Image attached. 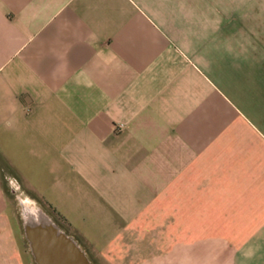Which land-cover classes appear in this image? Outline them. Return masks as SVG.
Listing matches in <instances>:
<instances>
[{
	"label": "crops",
	"instance_id": "0c3cea01",
	"mask_svg": "<svg viewBox=\"0 0 264 264\" xmlns=\"http://www.w3.org/2000/svg\"><path fill=\"white\" fill-rule=\"evenodd\" d=\"M8 192L93 264H264V0H0V264H23Z\"/></svg>",
	"mask_w": 264,
	"mask_h": 264
},
{
	"label": "water",
	"instance_id": "95a60500",
	"mask_svg": "<svg viewBox=\"0 0 264 264\" xmlns=\"http://www.w3.org/2000/svg\"><path fill=\"white\" fill-rule=\"evenodd\" d=\"M18 200L22 236L34 264H93L77 240L40 205Z\"/></svg>",
	"mask_w": 264,
	"mask_h": 264
},
{
	"label": "rangeland",
	"instance_id": "374dc122",
	"mask_svg": "<svg viewBox=\"0 0 264 264\" xmlns=\"http://www.w3.org/2000/svg\"><path fill=\"white\" fill-rule=\"evenodd\" d=\"M8 205H9L8 207L9 211L12 215V226L22 255V262L23 264H34L30 257L26 242L22 236L21 222L19 216V200L9 192H8ZM54 219L58 223H60L58 219L56 218Z\"/></svg>",
	"mask_w": 264,
	"mask_h": 264
},
{
	"label": "built area",
	"instance_id": "2783aa9c",
	"mask_svg": "<svg viewBox=\"0 0 264 264\" xmlns=\"http://www.w3.org/2000/svg\"><path fill=\"white\" fill-rule=\"evenodd\" d=\"M120 127V126H119Z\"/></svg>",
	"mask_w": 264,
	"mask_h": 264
}]
</instances>
